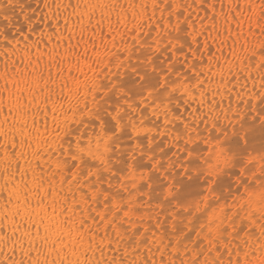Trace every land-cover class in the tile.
Listing matches in <instances>:
<instances>
[{
    "label": "snow or ice",
    "instance_id": "snow-or-ice-1",
    "mask_svg": "<svg viewBox=\"0 0 264 264\" xmlns=\"http://www.w3.org/2000/svg\"><path fill=\"white\" fill-rule=\"evenodd\" d=\"M4 7L0 264H264V0Z\"/></svg>",
    "mask_w": 264,
    "mask_h": 264
},
{
    "label": "bare ground",
    "instance_id": "bare-ground-1",
    "mask_svg": "<svg viewBox=\"0 0 264 264\" xmlns=\"http://www.w3.org/2000/svg\"><path fill=\"white\" fill-rule=\"evenodd\" d=\"M5 4H6V0H0V14H2L5 11H8V14L13 17V22H16V15L19 14V10L17 9L16 13L13 14L10 9L4 7ZM28 14L30 15L31 11H29ZM201 15H203V13H201Z\"/></svg>",
    "mask_w": 264,
    "mask_h": 264
},
{
    "label": "rangeland",
    "instance_id": "rangeland-1",
    "mask_svg": "<svg viewBox=\"0 0 264 264\" xmlns=\"http://www.w3.org/2000/svg\"><path fill=\"white\" fill-rule=\"evenodd\" d=\"M8 2V0H6V3ZM34 6V5H33ZM35 7V6H34ZM15 23V22H14Z\"/></svg>",
    "mask_w": 264,
    "mask_h": 264
}]
</instances>
